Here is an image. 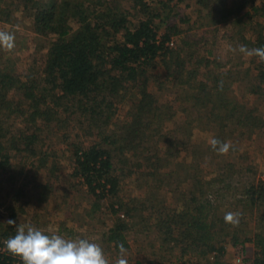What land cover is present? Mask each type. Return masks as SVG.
Masks as SVG:
<instances>
[{
  "label": "trees",
  "instance_id": "1",
  "mask_svg": "<svg viewBox=\"0 0 264 264\" xmlns=\"http://www.w3.org/2000/svg\"><path fill=\"white\" fill-rule=\"evenodd\" d=\"M123 1L23 0L22 7H17L29 11L31 30L50 40L37 75L32 70L21 76L12 62L6 66L7 61H0V176L12 170L13 157L18 155L36 157V170L47 169L51 155L45 152L38 157L36 148L44 129L59 126L63 112L78 113L89 126L97 127V132L88 131L95 135L88 146L72 142L69 165L73 176L95 197L97 206L102 199H115L110 203L115 219L104 233L106 243L116 250L120 243L128 247L126 235L133 217L151 209L155 214L152 225L161 246L169 245L167 249L180 246L182 254L198 249L201 255L213 253L217 257L225 252L224 245L217 246L219 242L234 246L253 242L257 247L253 264H264V179L232 187L233 165L228 162L223 171L209 177L200 174L198 158L216 150L210 143L201 150L200 144L191 140L199 128L213 132L211 139L229 142L238 134L264 130V116L235 96L229 70L215 72L209 68L212 60L195 54L197 40L171 44V37L179 32L176 25H166L160 33L157 14H147L145 0H133L134 7L148 16L132 25ZM1 2L0 17L8 21L11 9ZM255 2L195 0L199 25L216 28L236 22L246 8L264 13V2ZM245 44L249 49L264 47V33ZM258 59L255 93L264 90V61ZM167 84L175 90L183 115L180 123L174 122L173 104L162 102L151 89L152 85L162 89ZM129 88L136 94L132 102L124 99ZM123 104L130 108L124 110ZM120 108L126 117L117 122ZM10 120H14V127ZM168 122L176 124L168 127ZM182 151L190 152L191 161L183 176L176 179L174 172L165 169L174 160L181 164ZM57 171L52 164L51 174ZM135 172L144 177L145 198L150 201L154 195L151 187L168 186V191L178 195L177 206L165 211L164 206L143 202L145 199L138 196L129 206L119 195L120 176ZM32 191L37 201L44 202L52 196L53 184L49 179L35 182ZM24 192L28 190L19 188L16 194ZM11 211L13 218L16 211L13 207ZM230 211L240 213L238 226L225 223L224 215ZM244 225L251 230L247 228L245 233L249 234L241 239L238 233L244 231ZM14 234L11 226L0 232V264H22L4 246Z\"/></svg>",
  "mask_w": 264,
  "mask_h": 264
},
{
  "label": "rangeland",
  "instance_id": "2",
  "mask_svg": "<svg viewBox=\"0 0 264 264\" xmlns=\"http://www.w3.org/2000/svg\"><path fill=\"white\" fill-rule=\"evenodd\" d=\"M145 2L148 4L147 14L151 15L152 12L157 14L155 23L160 33L164 32L166 25H176L179 32L171 37V44L176 46L177 42L183 39L197 40L193 47L195 54L212 60L209 68L214 69L215 72L229 70L233 77L235 96L248 106L257 108L258 112L264 116V90L259 93L253 92V88H256L258 83L256 73L259 59L256 56H246L238 51L240 45H246V40L255 37L259 32L264 33V13L260 11L254 13L250 8H246L236 22L229 21L215 26L216 28H207L199 25L195 0H145ZM261 2L264 0H256L255 4L259 5ZM22 4L23 0H2L1 2V5H7L11 9V14L8 21L0 17V31L14 33L15 47L11 51L0 47V61H7L4 62L6 66L12 62V66L21 76L33 73L32 70L37 75L39 66L42 65L46 55L50 38L39 36L31 30L29 25L32 17H29V11L18 9L22 7ZM122 4L129 12L128 16L132 25L148 16L134 7L133 0H125ZM72 26H76L74 22ZM233 49L237 50L233 51ZM151 89L162 102L167 101L173 104L176 112L174 122L180 123L183 115L178 110L173 87L167 84L166 87L160 89L152 85ZM125 93V101L132 102L135 99L133 96L136 94L132 88L127 89ZM118 106L121 107L122 103ZM129 108L130 105L124 106V110ZM123 112L121 108L120 111L118 110L115 116L117 122L125 119L126 111ZM60 118L59 126L53 129L45 128L37 143L38 157L44 155L45 152L51 155L47 169L36 170V157L18 155L13 157L15 159L12 161V170L0 176V232L10 226L15 228L19 225H31L50 235H61L65 239H88L102 247L109 264H115L119 250L114 249L104 240V233L115 219L110 207V203L115 199H102L100 205L97 206L95 197L86 192L85 187L73 176L69 165L74 148L72 142L88 146L95 138V135H91L88 131L92 129L93 132H97V127L89 126L88 120L78 113L67 115L63 112ZM13 121L10 120L9 124L14 127ZM176 123L168 122L166 126L173 127ZM64 135H70V139H64ZM212 135L213 132L198 128L194 130L191 140L200 144V149L203 150V146L210 143ZM229 142L232 148H235L234 152L229 150L227 154H219L211 151L209 155L198 158L201 164L200 174L209 177L211 173L223 171V165L228 162L233 165L231 167L234 174L230 177L232 187L250 180L264 179V130L245 133L242 136L238 134ZM189 156L191 159L189 151H182L180 153L181 164L174 160L165 170L174 172L173 177L178 179L179 176H183L186 164L191 161ZM133 158L134 156L131 162H134ZM184 160L187 162H183ZM52 164L58 167L54 175L50 172ZM23 165V171L20 172ZM47 179L53 184L52 196L44 202H39L36 199V192H31V190L35 182L43 183ZM145 187L144 177L140 172H135L130 176H120L119 195L129 203V206L134 196L145 199L143 202L149 204L153 202L158 207L164 206L165 211L177 206L178 195L168 191V186L151 187L154 188L155 193L151 194L150 201L145 198L147 197ZM19 188L28 190V192L17 195ZM12 207L16 211V216L13 218L10 217ZM121 212L124 213V211ZM152 212L151 209L144 210L141 216L133 217L134 222L128 226L126 239L129 245L125 247L128 264H228L238 256H243L246 264H253L257 248L253 242L237 246L230 242H219L217 246L224 245L225 252L217 257H214L213 253L201 255L198 249L182 254L180 246L169 249H167L169 245L161 246L152 225L155 216ZM8 219L15 220L16 225H7ZM251 226L252 223H250ZM241 227H244V231L239 232L238 236L242 239L243 236L249 234L245 233L247 228L251 229L245 225Z\"/></svg>",
  "mask_w": 264,
  "mask_h": 264
},
{
  "label": "clouds",
  "instance_id": "3",
  "mask_svg": "<svg viewBox=\"0 0 264 264\" xmlns=\"http://www.w3.org/2000/svg\"><path fill=\"white\" fill-rule=\"evenodd\" d=\"M0 47L11 51L15 47V35L10 31H0ZM237 49H233L236 51ZM240 53L257 56L264 61V47L249 49L240 45ZM210 144L219 154H227L232 147L230 142L212 138ZM227 224L238 226L239 212H227L224 215ZM7 225H16L8 219ZM6 250L14 257L20 258L22 264H109L102 247L88 239H65L58 234H46L40 229L28 225L15 227V234L4 241ZM119 256L115 264H128L127 249L123 243L118 244Z\"/></svg>",
  "mask_w": 264,
  "mask_h": 264
},
{
  "label": "built area",
  "instance_id": "4",
  "mask_svg": "<svg viewBox=\"0 0 264 264\" xmlns=\"http://www.w3.org/2000/svg\"><path fill=\"white\" fill-rule=\"evenodd\" d=\"M228 264H246V262H245V258L243 256H241V257L238 256L234 260L228 262Z\"/></svg>",
  "mask_w": 264,
  "mask_h": 264
}]
</instances>
